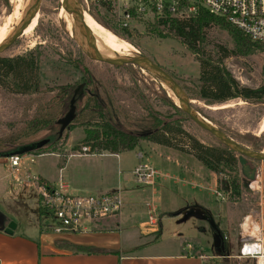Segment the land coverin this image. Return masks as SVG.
Instances as JSON below:
<instances>
[{
    "label": "rangeland",
    "instance_id": "obj_1",
    "mask_svg": "<svg viewBox=\"0 0 264 264\" xmlns=\"http://www.w3.org/2000/svg\"><path fill=\"white\" fill-rule=\"evenodd\" d=\"M20 1L21 5H18L17 0H0V28L7 29V33L12 31L8 38L21 26L34 3V0ZM76 3L93 21L100 25L105 23L107 28L102 25L104 28L114 33L118 39L124 40L133 49L130 51L131 55L148 57L167 70L179 82L192 100L193 107L202 117L237 143L251 150L264 151V132H260L264 119V99L253 102L235 98L212 104L208 99L201 97L203 87L209 86L204 81V67L208 61L214 62L219 59L241 86L263 88V52L255 50L234 53L235 44L228 33L215 25H209L203 31L201 55H196L175 38L173 33L168 38L160 36L154 28L159 19L153 13L134 16L128 27L124 28L122 14L125 7L120 1L76 0ZM66 19L67 14L61 0H42L36 17L24 34L0 53V58H15L32 53L38 60V71L30 76L32 80L37 76L38 88L29 93L17 91L5 77L3 78L0 67V143L14 141L25 128L29 127V122L36 118L59 119L56 113L60 109L57 99L60 88L74 84L77 86L89 77L94 79L93 84L88 87V90H92L91 94H95L97 99L109 108L111 118L115 122L119 121L132 131L144 132L143 130L153 125L154 119L150 117L148 107L165 116L175 114L188 136L171 134V138L177 146L185 148L186 151H177L143 141L141 148L125 153L123 168L130 171L139 164L152 168L156 160L171 157L173 161L192 167L196 172V177L193 178L196 187L170 180L168 191L157 196L160 199H156L153 204L156 207L154 212H150L144 204L137 207L136 215L129 211L131 221L126 227L136 230L130 231L126 228L127 231H123L124 237L128 243L146 245L143 249L159 241H161L159 248L165 249L166 244L171 245L176 241L181 245L189 244L193 256L199 257L201 261L210 258L230 259L235 264H252L249 260L237 258L241 244L240 224L251 212L264 213L262 184L264 161H250L251 166L258 167L257 178L241 189L237 201L228 200L223 193L222 199L216 193L218 188L216 174L203 166L191 153L193 149L189 137L204 145L225 150L220 141L201 129L185 114L180 115L169 106L166 95L175 103L176 100L162 85L163 81L151 71L140 67H116L91 59L71 30L70 23L67 25ZM159 30L165 34L167 32L162 26ZM89 37L94 40L90 32ZM224 53H229V56L223 57ZM94 100L95 98L87 93L78 103V117L63 133L57 152L65 155L73 151L85 136L86 127L82 126V123L102 121L100 113L95 109ZM177 104L179 105V102ZM29 128L32 129L31 126ZM46 133L47 131H43L38 137ZM83 148L80 152H84ZM138 153H143L142 159L138 157ZM231 155L237 160L236 173L221 174L217 177L229 180L237 176L243 181L238 163L239 154L232 151ZM53 158H36L35 164L27 165V169L37 174L38 161H43V164L50 163ZM161 161L164 166L173 168L174 174L177 170L179 172L180 169L174 165L175 163L172 165L169 161ZM37 180L34 179L33 185L30 186H27L26 182L14 181L12 177L0 183V211L5 215L7 222L17 225L19 232L27 235L38 233L45 224L51 226L56 224L42 212ZM157 183L156 180L155 185ZM155 185H144V188L148 189L147 197H150L151 188ZM178 194L184 196L188 203L182 208L176 206L177 201H180ZM162 206H171L173 210L179 209L164 214ZM188 207L191 209L184 212L183 209ZM151 213L158 221L156 232L151 230L153 227L145 229L146 224L150 226ZM131 234H134V240ZM219 234L224 236V248ZM179 235L181 237H178ZM225 237L228 238L227 241Z\"/></svg>",
    "mask_w": 264,
    "mask_h": 264
},
{
    "label": "trees",
    "instance_id": "obj_2",
    "mask_svg": "<svg viewBox=\"0 0 264 264\" xmlns=\"http://www.w3.org/2000/svg\"><path fill=\"white\" fill-rule=\"evenodd\" d=\"M135 16V10H131ZM107 28L105 23H102ZM209 25H215L220 29L226 31L235 44L234 53H244L249 51H260L264 53V46L252 41L243 32L235 28L225 19L210 14L207 10L200 9L197 14L186 19L179 20L172 17L168 13L163 18H160L154 24L155 30L160 36L164 38L170 37L171 33L177 38L189 51L193 54L201 55V47L204 42V28ZM162 26L166 34L159 30ZM233 53V51L231 52ZM229 56V53H224L223 57ZM0 67L2 69V76L5 77L9 83L22 93H29L36 91L38 88L37 76L34 81L30 76L38 71V60L34 54L30 53L26 56H18L15 58H0ZM133 68L131 66H127ZM204 81L209 86L203 87L201 97L208 99L209 103H223L230 99L241 98L246 101L258 102L264 99V87L253 89L241 86L240 83L233 77L231 72L222 64L221 59L218 61H208L204 67ZM94 79L89 77L84 79L79 85H66L60 88V94L57 99L59 104V111L56 113L59 119L66 115L70 110L71 101L75 99L76 118L78 117L77 106L85 94L92 95L96 104L95 109L100 113L101 122L91 123L86 121L82 126L86 127L84 138L73 148V151H82L83 147H89L90 153H101L103 151L118 154L126 151H132L140 148L143 141H148L153 144L173 148L177 151H186L185 148L177 146L171 134L187 135L183 130L179 118L176 119L174 115H162L155 111L152 107H148L150 117L154 119V123L149 128L143 130L144 132L132 131L126 128L119 121L115 122L111 118L109 108L105 107L102 102L97 99L95 94H91L92 90H88L89 85L93 84ZM31 89V90H30ZM166 95V94H165ZM166 100L176 113L184 115L185 112L177 105L170 97L166 95ZM186 115V114H185ZM187 116V115H186ZM188 117V116H187ZM56 118L40 117L29 122V127L21 132L20 136L14 141H3L0 143V153L15 150L18 147L35 144L46 141L42 147L30 152L36 155L44 153H54L60 149L59 136L60 126ZM73 121V122H74ZM72 122V123H73ZM72 125V124H71ZM71 125L69 127H71ZM69 127L67 129H69ZM43 131H47L45 135L38 137ZM26 139L22 141L21 139ZM191 144L196 159L216 176L221 174H230L237 171V160L231 155L232 150L226 145L225 150L216 147L207 146L201 142L191 138ZM62 146V145H61ZM230 150V151H229ZM231 155V156H230ZM228 178L230 176L228 175ZM248 181L243 177V181L239 180L237 176L225 180L217 177V192L223 193L227 199L237 201L241 194V189L248 185ZM38 184L44 185L48 191H52L55 187L43 178H38ZM220 188V189H219ZM44 229V227H43ZM50 231L48 228L44 229ZM61 247L67 248L75 253H104L105 251L97 248H89L77 245L62 244ZM223 256V255H222ZM245 260V259H244ZM248 260V259H246ZM254 264L252 260H249ZM202 264H235L230 259H205L201 261Z\"/></svg>",
    "mask_w": 264,
    "mask_h": 264
},
{
    "label": "crops",
    "instance_id": "obj_3",
    "mask_svg": "<svg viewBox=\"0 0 264 264\" xmlns=\"http://www.w3.org/2000/svg\"><path fill=\"white\" fill-rule=\"evenodd\" d=\"M127 152L129 151L118 154L106 151L101 153L70 151L65 155L60 152L40 154L37 155V159L40 157L41 159L54 158L50 163L45 162L43 164V161H38L37 174L31 170L23 172L20 181L13 178L5 159L0 158V183H4L10 177L16 182L25 183L27 181L25 175L30 173L36 179H45L55 189L60 188L62 183L65 184L68 188L66 193L71 195H81L80 193L90 195L115 191L119 193L123 201V207L119 214L92 225L87 232L72 235H57L52 233L50 229V231H46L43 228L38 233L27 235L20 233L17 225H14V230L9 233L7 230L10 223L6 221L5 215L0 211V264H202L201 259L191 253L188 248L189 244L181 245L175 241L171 245L166 244L165 249H161L158 246L161 243L159 241L151 247L143 249L146 245L142 243L127 242L123 231H127L125 230L126 226L131 221L129 211L136 215L138 213L137 207L144 204L150 212H154L156 207L153 204L156 199H160V197L157 198L159 194L164 195L168 191L170 180L196 187L193 181L196 172L192 167L184 165L182 162L173 161L171 157L160 156L163 157L161 160L169 161L172 165L175 163L174 165L180 170L174 174L173 168L164 166L161 160H156L152 168L159 174L158 183L154 184L155 187L151 188L150 197H147L148 189L144 188L146 184L137 182L134 176V170L138 165L130 171L123 168V161ZM177 155L179 154L175 156ZM31 182L32 184L27 182L25 184L27 186L33 185V180ZM59 182L61 183L59 184ZM74 192L77 194H73ZM179 195L180 201H177L176 206L179 205V208H182L188 203L184 196ZM181 203L182 205H180ZM189 209L191 207L183 210L187 212ZM176 210H173L171 206H162V213L164 214L176 212ZM157 223V218L151 213L149 216L150 226L144 224L145 229L153 227L151 230L156 232L158 231ZM137 225L135 224V226ZM127 229L136 230L134 228ZM131 238H134V234H131ZM62 244L97 248L105 252L75 253L61 247Z\"/></svg>",
    "mask_w": 264,
    "mask_h": 264
},
{
    "label": "built area",
    "instance_id": "obj_4",
    "mask_svg": "<svg viewBox=\"0 0 264 264\" xmlns=\"http://www.w3.org/2000/svg\"><path fill=\"white\" fill-rule=\"evenodd\" d=\"M124 5L122 14L123 27L133 20L132 9L136 15L153 13L158 19L166 13L179 20H186L200 9L225 19L235 28L243 32L252 41L264 46V0H118ZM88 151L87 147L83 148ZM138 157L143 158V153ZM37 155L25 153L4 158L8 168L16 181H20L23 172H28L27 165L36 162ZM158 172L151 167L139 164L134 170L137 182L154 185ZM26 182L32 184L36 179L30 173L25 175ZM38 181V180H37ZM38 183V182H37ZM252 188V186H251ZM41 195L42 212L53 221L55 226L44 225L57 235H72L87 232L92 225L109 217L119 214L123 201L118 192L111 191L90 195H71L66 193L65 184L60 188L48 191L44 185L37 184ZM222 199L224 196L216 192ZM153 222V220H152ZM256 222L260 237L252 236V225ZM241 244L238 250V259L252 260L254 264H264V213L251 212L240 224ZM227 241L228 238L225 237ZM191 249V246L188 245Z\"/></svg>",
    "mask_w": 264,
    "mask_h": 264
},
{
    "label": "water",
    "instance_id": "obj_5",
    "mask_svg": "<svg viewBox=\"0 0 264 264\" xmlns=\"http://www.w3.org/2000/svg\"><path fill=\"white\" fill-rule=\"evenodd\" d=\"M61 1L63 8L67 14V19H66L67 25H69L70 23V28L76 34V38L81 44V46H84L89 53L94 55L97 61H101L105 64L116 67H124V66L140 67L151 71L155 76L157 75V77H159L163 82H165L168 85V87L173 92H175L180 102L179 107L196 125H198L204 131L213 135L218 141L226 145L229 149L239 154V164L240 167L242 168L243 176H245L249 180H254L255 169L251 168V166L248 164V160L264 161V151L251 150L237 143L229 136H227L223 131L215 127L210 121L202 117L193 107L192 100L188 97V95L181 87L179 82L167 70H165L154 60L145 56H138V55H130L127 57L111 55L109 52L98 47L96 42L86 34L82 26L74 19L72 2L70 0H61ZM41 3L42 0H34L33 6L31 10L28 12V14L25 16V19L22 22L21 26L14 32V34L10 38H8L5 42H3L0 45V53H2L10 46H12L14 42L17 40V38H19L21 35L24 34L26 28L31 24V22L36 17ZM75 118H76V106H75V99H73L71 101L70 110L66 113L64 117L58 120V125L60 126L59 129L60 137H62L65 130L72 124ZM44 144H46V141L21 146L16 148L15 150L0 153V158H7L14 155H22L25 153H30L42 147ZM13 227L14 225L10 224L7 232L12 233V230H14ZM219 236L220 238H222V242H223L224 236L221 234H219ZM223 248H224V242H223Z\"/></svg>",
    "mask_w": 264,
    "mask_h": 264
},
{
    "label": "bare ground",
    "instance_id": "obj_6",
    "mask_svg": "<svg viewBox=\"0 0 264 264\" xmlns=\"http://www.w3.org/2000/svg\"><path fill=\"white\" fill-rule=\"evenodd\" d=\"M17 2H18V5H21L22 3V1L20 0H17ZM71 2L73 4L74 19L76 20V22H78L82 26V28L84 29V31L86 32L88 36H89V32L92 34L94 41L98 44V47L109 52L111 55H118L121 57H127L131 55L130 51L133 49L124 40L118 39V37L114 33L110 32L109 30L104 28L99 23L93 21L91 16L82 10L80 5L77 6L76 0H72ZM11 33L12 31L7 33V29L0 28V45L8 39ZM81 47L83 48L85 52L89 54V56L92 59L96 60V57L92 55L91 53H89L84 46H81ZM162 85H164L170 91L171 95L178 103L179 99L177 95L175 94V92H173L165 82H163ZM179 105H180V102H179ZM260 132H264V119L260 126ZM252 227H253L252 232H251L252 236L259 238L260 231H259L258 224L254 222Z\"/></svg>",
    "mask_w": 264,
    "mask_h": 264
},
{
    "label": "flooded vegetation",
    "instance_id": "obj_7",
    "mask_svg": "<svg viewBox=\"0 0 264 264\" xmlns=\"http://www.w3.org/2000/svg\"><path fill=\"white\" fill-rule=\"evenodd\" d=\"M250 161H253V160H248V164L251 166ZM238 163H239V159H238ZM239 165H240V164H239ZM251 168H252V169H255V173H254V176H255V177H254V180H249L248 178H246L245 176H243V177L246 178V180H247L248 182H253V181H255V179L257 178L258 167H257V166H251ZM241 172H242V168H241ZM242 175H243V174H242ZM262 184H263V191H264V175H263Z\"/></svg>",
    "mask_w": 264,
    "mask_h": 264
}]
</instances>
